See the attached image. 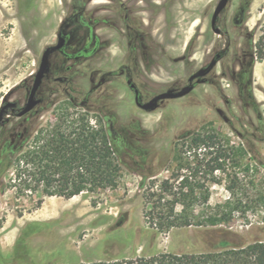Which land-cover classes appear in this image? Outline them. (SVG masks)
<instances>
[{"label":"rangeland","instance_id":"1","mask_svg":"<svg viewBox=\"0 0 264 264\" xmlns=\"http://www.w3.org/2000/svg\"><path fill=\"white\" fill-rule=\"evenodd\" d=\"M87 1L0 0V109L7 101H27L41 56L57 42L64 25L76 26L74 51L87 43L92 29L101 40L97 51L77 61L51 56L52 74L39 89L43 102L23 117L6 115L0 152L25 138L26 145L32 144L40 130H50L65 113L71 121L90 109L93 123L97 115L117 129L118 186L70 199L45 195L42 189L18 194L11 185L14 169H9L0 179V264H70L159 251H206L229 231L235 241L264 239L258 227L264 226V59L253 55L263 33L264 0H230L218 21L221 34L211 27L219 0H135L125 9L119 0ZM98 2L112 7L106 10ZM241 7L243 21L236 23ZM77 14L81 23L74 22ZM92 14L101 18L100 24ZM124 14L125 23H135L136 30L123 25ZM223 49L225 56L207 76L210 82L151 112L133 104L124 78L113 76L92 90V77L97 82L105 72L134 64L133 79L149 99L168 88L180 89ZM60 76L68 81L55 80ZM196 131H215L224 144L241 149L239 167L233 168L230 158L225 171L205 179L200 175L210 197L194 211L198 220L218 209L227 211L230 227L193 225L156 232L144 217L149 207L144 192L152 179L160 184L177 171L181 156L195 165V151L180 144ZM191 171L184 167L180 172L191 176ZM236 175L240 185L232 193L228 188Z\"/></svg>","mask_w":264,"mask_h":264},{"label":"trees","instance_id":"2","mask_svg":"<svg viewBox=\"0 0 264 264\" xmlns=\"http://www.w3.org/2000/svg\"><path fill=\"white\" fill-rule=\"evenodd\" d=\"M261 29L263 33L253 54L259 61L264 59V24ZM94 122L90 109L77 113L71 121L65 113L50 130H40L32 144L26 145L25 138L15 145H5L0 152V179L13 168L15 177L11 185L16 193L42 189L45 195L66 199L85 192L98 194L115 189L121 169L113 126L97 115ZM183 140L180 145L195 151L196 163L192 167L181 156L177 171L174 170L169 178L160 184L155 178L151 180L144 192L149 206L144 210L148 226L159 233L193 225L230 227L231 216L227 211L218 209L204 220H198L194 211L196 205L207 204L210 197L200 175L205 179L213 177L217 171H225L230 158L232 167H239L241 149L224 144L215 131H196L184 136ZM184 167H191V176L180 172ZM239 185L236 175L228 189L234 193ZM258 227L264 230V226ZM225 233L228 236L224 240L206 251H159L70 264H264V239L235 241L229 238L233 234L231 231Z\"/></svg>","mask_w":264,"mask_h":264},{"label":"flooded vegetation","instance_id":"3","mask_svg":"<svg viewBox=\"0 0 264 264\" xmlns=\"http://www.w3.org/2000/svg\"><path fill=\"white\" fill-rule=\"evenodd\" d=\"M111 1V3L113 2V0H110ZM120 1V6H122L124 9L125 8H128L129 6H131V5H133V3H134V1L135 0H119ZM92 2V0H89V1H87V5L88 4H90ZM105 2H98V5H103V6H101V8L103 7V8H106V10L108 9V8H111L112 6H111V4H104ZM127 3V4H126ZM122 7H120V8H122ZM85 9H87V8H85ZM100 10H102V9H98V11H100ZM244 7H241L240 8V10H239V14H237L236 16H235V18H234V20H235V22L236 23H241L242 21H243V14H244ZM97 14H92V17H95L94 18V21H96L98 24H100L101 22H100V17H97L96 16ZM125 16H123V18H122V23H123V25H125L126 26V28H128V29H130V30H136L137 29V27L135 26V23H132V24H130L129 22H127V23H125V17H126V14H124ZM79 18H80V16L77 14V17H76V20H74V22L75 23H81L80 22V20H79ZM111 18V17H110ZM110 18H107V20H110ZM128 18H130V20H133V21H136V18H135V16H128ZM219 18H220V16H219ZM219 18H218V21H219ZM113 20V18H111V20L110 21H112ZM218 21H217V25H218ZM88 25H92V24H88V23H86L85 22V26H88ZM136 25H139L138 24V22H137V24ZM219 27V26H218ZM91 28V27H90ZM221 29V28H220ZM74 30H76V26H74V28H69V29H67L66 28V26L64 25L61 29H60V31L58 32V38H57V42L55 43V44H53V45H56L57 43H58V41H59V37H60V34L65 38V42H64V45H63V47L61 48V49H57L56 51H54V52H52L51 53V55H50V70H49V72L46 74V76L44 77V79H46V78H48V77H50L51 76V74H52V62H51V56L53 55V54H59V55H61V56H63L64 58H67L68 60H70V61H77V60H80V59H82V58H84V57H86V56H88V55H90L91 53H93V52H95V51H97V48H98V46H100V44H101V40H99V38H98V36H96V34L94 33V30L92 29L91 30V36H89V38L87 37V43H85L83 46H82V48L81 49H79V50H76V51H74V50H72L71 48H72V40H73V38H74V34H75V32H74ZM221 33H222V29H221ZM220 33V34H221ZM135 40V39H134ZM134 40H132V42H134ZM92 45H93V47H92ZM50 46V45H49ZM48 47V46H47ZM46 47V48H47ZM45 48V49H46ZM225 50L223 49V50H219L216 54H215V56H214V58L216 57V55L217 54H220V56H219V58L217 59V62L214 64V66L212 67V69H211V71L207 74V76L212 72V70L214 69V67L216 66V64L221 60V58L223 57V56H225ZM42 57V56H41ZM41 61V60H40ZM212 61V60H211ZM210 61V62H211ZM210 64V63H209ZM209 64H207V65H209ZM206 65V66H207ZM203 67H205V66H203ZM39 68V67H38ZM202 68V67H201ZM199 70V69H198ZM38 71V70H37ZM196 72V71H195ZM195 72H193V73H195ZM192 73V74H193ZM36 74V73H35ZM35 74H34V76L32 77V80H33V82H34V78H35ZM191 74V75H192ZM134 75H135V66H134V64H128L127 66H125V65H122V66H120L119 67V69L118 70H116V71H111V72H105V73H103L100 77H99V80L96 82L95 81V78L94 77H92V87H93V89L92 90H96L98 87H100V86H103V85H107L108 83H110L112 80H111V78L113 77V76H118V77H121V78H124V81H125V83H126V85H127V87L131 90V92H132V94H133V104L139 109V110H143L142 108H141V106L139 105V103H141V102H146V101H148V100H150L151 98H153L154 96H156L157 94H159V93H161V92H164V91H166V90H168V89H178V88H168V89H166V90H163V91H160V92H158V93H156V94H154L153 96H151L149 99H144L143 98V96H142V94H141V92H140V90H139V88H138V86H137V84L135 83V81H134ZM190 75V76H191ZM189 76V77H190ZM206 76V78H207V81L206 82H203V83H208V82H210V79L208 78ZM188 77V78H189ZM44 79H43V81H44ZM55 80H57V81H60V82H67L68 80H67V78L66 77H62V76H60V77H55ZM43 83V82H42ZM186 84H188V79H187V83ZM185 84V85H186ZM199 84H202V83H197V79H195L194 80V85H195V87L197 86V85H199ZM32 85H33V83H32ZM32 85L31 86H29L28 87V91L30 92V90H31V88H32ZM42 85V84H41ZM184 85V86H185ZM41 87V86H40ZM183 87V86H182ZM181 87V88H182ZM194 87V88H195ZM180 88V89H181ZM40 89V88H39ZM138 92V93H137ZM29 96V95H28ZM38 97H41L40 95H39V90H38ZM42 98V97H41ZM138 98V99H137ZM43 99V98H42ZM27 100H28V98H27ZM166 100H170V99H166ZM166 100H163V101H160V103H159V107H160V105L164 102V101H166ZM14 102H16L17 103V106L16 107H9L8 108V112H14V113H17V111L19 110V108H20V106H22V105H24L25 103H20V102H18V101H14ZM43 102V101H42ZM37 107V106H36ZM35 107V108H36ZM158 107V108H159ZM33 111V110H32ZM31 111V112H32ZM145 111V110H144ZM148 112V111H147ZM29 114V113H28ZM27 115V114H26ZM25 116V115H24ZM23 117V116H22ZM111 123V125L113 126V132H114V137L115 138H117V136H118V134H117V129H116V127L114 126V124H113V122H110Z\"/></svg>","mask_w":264,"mask_h":264},{"label":"water","instance_id":"4","mask_svg":"<svg viewBox=\"0 0 264 264\" xmlns=\"http://www.w3.org/2000/svg\"><path fill=\"white\" fill-rule=\"evenodd\" d=\"M230 0H219L215 10L212 15L211 19V27L214 32L220 34L221 29L217 25L218 18L221 14V12L227 7ZM65 38L60 34L59 41L56 45H50L48 46L41 57V61L39 64L38 71L35 74L34 82L32 85V88L29 92L28 100L27 102L20 106L19 110L17 111V116L22 117L28 113H30L32 110L35 109L36 106H38L40 103H42L43 99L41 97H38V90L43 82L44 77L50 70V55L52 52L56 51L57 49H61L64 45ZM220 54H217L215 58L212 59L209 65L200 68L195 73H193L188 78V84L183 86L181 89H168L164 92H161L151 98L150 100L146 102H141L139 105L141 108L145 111L151 112L156 110L159 107L160 101L166 100V99H177L184 97L191 93L195 87L194 80L197 79V83H203L207 81V74L211 71L214 64L217 62V59L219 58ZM138 93V92H137ZM138 99V98H137ZM17 103L14 101H7L3 104V106L0 109V133H1V127L5 123L6 115L9 113L8 108L9 107H16Z\"/></svg>","mask_w":264,"mask_h":264}]
</instances>
